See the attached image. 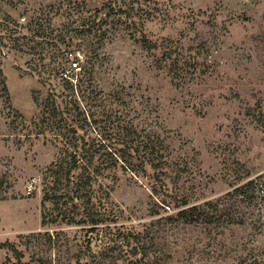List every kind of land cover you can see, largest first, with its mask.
Masks as SVG:
<instances>
[{
	"label": "rangeland",
	"instance_id": "1",
	"mask_svg": "<svg viewBox=\"0 0 264 264\" xmlns=\"http://www.w3.org/2000/svg\"><path fill=\"white\" fill-rule=\"evenodd\" d=\"M149 3L154 15L143 30L182 56L177 83L161 47L144 48L132 25L118 17L98 31L83 24L96 11L103 17L104 0L0 2V13L19 23L16 35L33 34L37 19L50 32L42 45L56 51L44 60L52 84L75 80L88 62L99 122L78 132L95 163H112L108 153L126 127L151 139L160 161L130 170L118 159L103 169L91 203L109 219L91 233L81 223L42 225V210L48 218L59 212L41 198L61 143L54 130L35 132L43 108L34 96L43 99L48 84L31 68V52L4 47L10 100L0 89V264H264V0ZM129 232H139L148 252L141 262L119 246ZM4 242L22 252L20 262Z\"/></svg>",
	"mask_w": 264,
	"mask_h": 264
},
{
	"label": "trees",
	"instance_id": "2",
	"mask_svg": "<svg viewBox=\"0 0 264 264\" xmlns=\"http://www.w3.org/2000/svg\"><path fill=\"white\" fill-rule=\"evenodd\" d=\"M1 1L7 5L16 6L20 0ZM104 2L107 11L102 15L103 17H99L98 11H96V14L93 16L90 14L88 20L83 24H87L89 30L98 31L102 28L101 23L103 20L109 17H118L117 20L132 25L135 30L140 32L141 44L144 48L155 49L161 47V59L167 63V71L172 80L177 83V78L180 76L179 72L183 68L184 60L182 56L169 43L162 41L158 43L157 40L149 39L143 30L144 23L152 19L154 15V7L149 3L150 0H104ZM46 21L50 25L49 19H46ZM18 25L19 23L9 13L5 11L0 13V58L4 47L9 50H29L31 52L32 56L29 59L33 66L31 68L42 76V81L45 84H48L43 99L38 100L34 96L35 101L42 104L43 108L40 121L34 122L35 132L54 130V135L59 138L61 143L60 155L56 161L46 167L41 198L42 207H44L46 200H50L59 209V212L50 215L48 218L45 211L42 210L41 224L45 225V223L51 221H65L71 224L81 223L84 226L87 224L86 230L91 233L96 230L98 223L109 219L94 203H91L95 191L93 184L98 175L101 174L103 169L115 166L118 159H121L124 166L130 170L143 168L145 164H150L152 167L160 166L158 148L151 139H139L138 136L134 135L135 131L133 129L126 127L124 136L118 139L122 142V145L113 147L114 150L108 153L112 163L110 165L107 163L105 165L102 161L95 163L90 143L85 139L84 133L78 132L84 128L85 131L87 128L95 129L94 125L99 122L96 110L93 108L101 102L100 90L89 80L88 62L85 61V64L80 62L79 74L75 80L71 77H61L59 87H57L56 84H52L50 79L53 70L44 63L45 58L52 49L48 50V48L43 47L42 43L48 39L50 32L46 33L43 21L39 19L34 22L36 28L31 29L34 33L30 36L28 34L16 35L15 33L19 29ZM55 53L56 51L51 52L53 55ZM59 64L60 62L57 63V65ZM87 79L89 82L86 81ZM48 80L49 82H47ZM0 85L5 100L9 101L8 89L1 68ZM101 140L99 146L110 148L111 143L107 144L103 139ZM260 186H264V181L261 182ZM61 199L64 201L60 202ZM68 202L71 203L70 207L67 206ZM181 202L185 204L186 200L182 199ZM59 204H61V207H58ZM129 234L130 241H119V246H122L125 242L129 246L125 252L130 253L131 256L140 254L135 261L141 262L148 255L143 240L139 232H129L124 236V239ZM1 246L11 250L20 262L22 252L12 243L4 242L1 243Z\"/></svg>",
	"mask_w": 264,
	"mask_h": 264
},
{
	"label": "built area",
	"instance_id": "3",
	"mask_svg": "<svg viewBox=\"0 0 264 264\" xmlns=\"http://www.w3.org/2000/svg\"><path fill=\"white\" fill-rule=\"evenodd\" d=\"M260 190L264 192V186H260Z\"/></svg>",
	"mask_w": 264,
	"mask_h": 264
}]
</instances>
